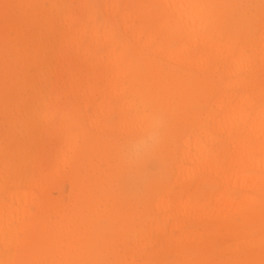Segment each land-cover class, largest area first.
Listing matches in <instances>:
<instances>
[{"label": "bare ground", "instance_id": "6f19581e", "mask_svg": "<svg viewBox=\"0 0 264 264\" xmlns=\"http://www.w3.org/2000/svg\"><path fill=\"white\" fill-rule=\"evenodd\" d=\"M100 1L109 16L105 23L81 9L70 10L65 0H0V112L12 97L35 102L38 111L27 113L31 124L24 152L42 137L55 147L46 169L36 170V158L31 164L35 170L29 173L25 162L12 161L21 151L3 146L0 135V242L13 240L19 232L36 231L32 241L39 250L23 256L20 264L46 256L51 264H105L103 256L86 248L97 232L95 217L104 215L111 225L117 223L123 231L119 238L136 230L139 214L123 197L128 192L137 196L142 183L147 189L144 207L161 213L163 223L173 219L169 231L179 232L176 248L199 252L195 263L185 258L183 264H264V232L253 238L237 233L236 225L226 221L232 214L247 223L264 218V11L256 29L247 27L239 33L223 24L220 6L227 0ZM116 22L122 26L121 37L114 30ZM45 25L57 36L56 46L37 40V30ZM48 56H62L63 72L69 76L63 91L51 88L37 94L33 76L42 72ZM156 57L175 67H164ZM89 65L99 69L89 73ZM63 72L56 71L57 77ZM128 84L137 85L132 99L126 95ZM100 88L107 97L122 101L124 116L116 130L133 139L144 133L151 115L147 106L162 107L166 128L155 149L171 158L172 182L154 179L140 162L129 163L125 147L100 135L110 127L104 102L74 129L80 111L94 105ZM135 97L142 103L141 111ZM198 99L207 106L205 114L194 106ZM25 115L26 110L17 108L8 119L16 125ZM85 159L87 182L76 177ZM103 165L113 171L100 174ZM64 173L78 188L72 212L49 198L51 185ZM206 181L222 190L199 192ZM195 182L193 192L186 194ZM178 183L182 189L175 191ZM234 188L246 191L241 201ZM49 208L57 211L58 219L50 221ZM191 219L204 221L207 230L219 231L226 239L238 235L239 242L216 255L203 232L184 230V222Z\"/></svg>", "mask_w": 264, "mask_h": 264}, {"label": "rangeland", "instance_id": "374dc122", "mask_svg": "<svg viewBox=\"0 0 264 264\" xmlns=\"http://www.w3.org/2000/svg\"><path fill=\"white\" fill-rule=\"evenodd\" d=\"M65 6L72 11L81 9L85 13H89L92 18L100 19L101 23L108 19L103 9L100 0H65ZM220 6V5H218ZM222 19L225 29L233 30L238 28L239 33L243 32L245 28L252 27L256 29V20L261 11H264V0H227L226 3H222ZM232 28V29H231ZM117 35H123V29L119 22H116L115 29ZM228 31V30H227ZM37 40H41L44 43H47L48 46H56L59 44L57 36L51 31L48 25L42 26L36 32ZM116 35V36H117ZM121 37V36H120ZM58 40V41H57ZM174 44H176L174 42ZM139 59V58H137ZM156 62H159L166 68H174L175 66L166 61L160 62V58H155ZM63 60L62 56H48L45 63L42 66V72L33 76V87L36 90L37 94L41 91L42 93H47L51 88H56L59 91H63L64 81L69 76V73L63 72L66 69V65L62 66ZM78 67V66H77ZM80 69V68H79ZM99 67L96 65H89L87 70L89 73L97 71ZM55 70V71H54ZM63 72L62 78L57 77L56 71ZM86 70V71H87ZM99 72V71H98ZM31 73H35L34 70H31ZM99 78L102 77L99 72ZM102 84V82H101ZM128 91L126 95L132 99L133 92L137 85H127ZM103 88H100V91L96 93L97 99L94 105H89L87 108H83L78 118L77 124L74 129L82 126V123L85 122L93 114L94 107L97 104L103 103L104 110H109L108 113V125L109 128L105 132H101L100 135L105 139H113L118 144H121L123 147L128 144L131 139H133L126 132L118 133L116 128L118 122L124 116L123 111L121 110L122 101L120 99L107 97L105 92L102 91ZM134 102L139 106L140 111L143 108L142 103L137 97ZM154 102V101H152ZM15 104L18 106L16 107ZM69 106H75L74 100H68ZM201 99H198L194 102V106L198 112H203L207 108L206 105H203ZM20 111L26 110L25 119L20 121V123L13 125L10 123V119L13 114H16V110ZM160 106H147V112L150 114H159L165 119V111L161 109ZM39 105L31 102L22 103L15 97H12L10 104L5 107L0 114V135L3 146L11 150L19 149L21 155L12 159L15 164H18L19 161L25 162V165L28 167L27 172L32 173L35 170H38V167L43 166L44 170L46 169V159L50 157V154L54 151L55 147L52 143L48 142L45 138L35 141L32 145H29V151L26 153L25 147L28 145L27 141V127H29L31 117L27 115L29 112L38 111ZM131 115L132 113L128 111ZM202 113V114H203ZM4 116V117H3ZM204 117V116H203ZM24 121V122H23ZM202 122L205 120L202 118ZM41 124V123H39ZM31 127V126H30ZM32 129V128H31ZM34 134H37L34 131ZM170 139H168L169 141ZM167 141V142H168ZM17 151V150H16ZM16 151H14L16 153ZM37 156V157H36ZM37 159L35 167H31V164L34 163V159ZM88 160L85 159L82 164H79L76 170V177L80 181L87 182V173L89 172L87 166ZM96 165H99L98 159L95 161ZM136 162L142 163L139 167H142V170L148 172L151 177L163 178L170 180L172 182V174L168 171V166L172 165L171 158L166 155L164 150L155 149L153 152H149L144 155L141 159ZM137 163L134 164L133 168L137 169ZM100 174L104 175L106 173L112 172V169L107 168L106 165L99 167ZM13 173L12 170H10ZM69 175V174H68ZM67 174H63L55 184L51 185L49 190V198L53 200H59L61 205L71 211L74 208L73 198L74 194L78 191V188L73 184L70 177ZM122 178V175L119 174V179ZM122 180V179H121ZM121 182V181H120ZM198 185L197 182L192 183L189 192L186 194H191L193 189ZM105 187L108 184L105 183ZM182 186L178 183L173 186L175 191H178ZM117 189V186L115 187ZM138 195H133L131 193L125 194L123 197L124 201L130 205L132 210L139 215L137 216L136 223L137 229L125 231L123 238H119V235H122V230H119L117 223L116 225H111V219L104 215H99L95 217V222H97V232L90 242H88L86 248L88 251L96 252L97 254L104 257L105 264H118L115 260L116 257L119 259H124L128 264H183L185 258H190L191 262H196L200 257L199 252L195 250H185L177 249L174 245V238L179 234H170L169 227L173 223V219H169L166 223H163L162 214L159 213L156 209L151 207H144L145 200L143 199V194L147 192L146 187L141 183L139 186ZM138 188H134L135 190ZM212 188L215 193H218L222 190V187L219 184H212L208 181L200 184L199 192H204L207 189ZM118 191V189H117ZM234 196L238 201H241L246 196V191L243 192L239 188L233 189ZM72 214V213H71ZM48 216L50 221L58 219V213L56 210L49 208ZM75 219H77L75 217ZM117 219V218H116ZM78 220V219H77ZM226 221L231 224L236 225L237 233H246L250 237L256 238L264 232V218L260 221L254 223H247L244 221L240 215L232 214L226 217ZM209 222V221H207ZM210 223V222H209ZM185 229L188 232L199 231L203 232V237L208 241H211L216 247V255L220 253V249H223L225 246L236 247L235 244L239 242L238 235L233 237H228L227 239L221 235L219 231H210L207 230V223L199 220H186L184 222ZM66 227L62 228L63 233L66 232ZM38 232L35 231L33 234L25 232H19L18 236L13 240L7 243L0 242V262L6 264L4 261L6 258L8 260L7 264H20L19 261L23 256H30L34 252L39 250V245L35 243L36 240L32 241V237L37 235ZM119 234V235H118ZM37 238V237H36ZM40 241L39 239H37ZM231 240V243L229 242ZM141 242V244H140ZM46 246L49 243L45 242ZM139 244V245H137ZM65 248V247H64ZM187 251V252H186ZM31 264H51L50 257H38L36 260H32ZM23 264H27L23 262ZM103 264V263H102Z\"/></svg>", "mask_w": 264, "mask_h": 264}, {"label": "clouds", "instance_id": "9594fccd", "mask_svg": "<svg viewBox=\"0 0 264 264\" xmlns=\"http://www.w3.org/2000/svg\"><path fill=\"white\" fill-rule=\"evenodd\" d=\"M166 121L159 114H151L144 133L125 145L124 156L129 163H135L148 152L154 150L162 141Z\"/></svg>", "mask_w": 264, "mask_h": 264}]
</instances>
